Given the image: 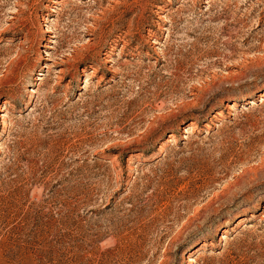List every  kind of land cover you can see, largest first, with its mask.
<instances>
[{
    "label": "rangeland",
    "instance_id": "rangeland-1",
    "mask_svg": "<svg viewBox=\"0 0 264 264\" xmlns=\"http://www.w3.org/2000/svg\"><path fill=\"white\" fill-rule=\"evenodd\" d=\"M262 96L264 0H0V264H264Z\"/></svg>",
    "mask_w": 264,
    "mask_h": 264
},
{
    "label": "bare ground",
    "instance_id": "bare-ground-1",
    "mask_svg": "<svg viewBox=\"0 0 264 264\" xmlns=\"http://www.w3.org/2000/svg\"><path fill=\"white\" fill-rule=\"evenodd\" d=\"M262 97H264V96H262ZM227 109H228V108H227ZM168 142H170V140H168ZM225 239H227V238L225 237V235H222L221 238H220V240H225Z\"/></svg>",
    "mask_w": 264,
    "mask_h": 264
}]
</instances>
